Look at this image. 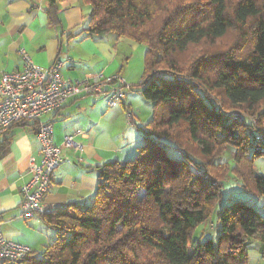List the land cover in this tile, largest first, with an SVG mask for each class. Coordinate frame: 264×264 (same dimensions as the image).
<instances>
[{
  "label": "trees",
  "instance_id": "trees-1",
  "mask_svg": "<svg viewBox=\"0 0 264 264\" xmlns=\"http://www.w3.org/2000/svg\"><path fill=\"white\" fill-rule=\"evenodd\" d=\"M82 1L87 27L66 38L112 33L144 46L131 91L152 102L153 115L137 127L133 158L94 169L88 204L39 214L55 236L21 264H248L251 239L264 258V216L223 195L232 180L238 191L264 196V176L253 168L264 156V0ZM44 11L60 28L56 0ZM227 147L232 167L221 161Z\"/></svg>",
  "mask_w": 264,
  "mask_h": 264
},
{
  "label": "crops",
  "instance_id": "crops-1",
  "mask_svg": "<svg viewBox=\"0 0 264 264\" xmlns=\"http://www.w3.org/2000/svg\"><path fill=\"white\" fill-rule=\"evenodd\" d=\"M56 3L60 28L48 22L44 11L47 0H0V77L22 68L21 51L24 50L33 64L40 67L49 66L55 58L67 60L61 74L68 79L102 72L118 75L129 84L139 80L138 64L136 69H131L129 61L130 54L141 45L112 33L91 36L81 33L66 38V34L87 27L89 7L82 0H56ZM134 92L130 91L112 108H107L103 98L79 95L42 116V121L52 123L53 140L63 158L41 199L46 210L68 204H88L97 184L94 169L103 163L123 162L135 156L136 146L142 140L137 127L147 119L133 112L135 109L140 113L136 104L143 99L139 92ZM133 116L139 124L134 122ZM26 123V126H13L8 130L12 139L6 155L0 158V225L6 239L25 244L34 251L41 242L40 236L38 241L36 232L24 231L19 219L20 189L30 179L29 159L40 160V143L30 125L33 122ZM76 129L82 130L83 135L75 136L74 143L66 146L64 137ZM30 218V225H44L39 214ZM38 227L37 230H42L45 226ZM255 248L261 259L255 260L256 264H264L261 244H255ZM248 264H253L252 259Z\"/></svg>",
  "mask_w": 264,
  "mask_h": 264
},
{
  "label": "built area",
  "instance_id": "built-area-1",
  "mask_svg": "<svg viewBox=\"0 0 264 264\" xmlns=\"http://www.w3.org/2000/svg\"><path fill=\"white\" fill-rule=\"evenodd\" d=\"M21 57L20 70L3 73L0 77V134L22 121L35 122L37 126L40 160L29 159L30 179L20 189V216L28 219L46 211L41 199L50 187L53 172L63 162L60 147L53 140L52 123L42 121V116L79 95L103 98L107 108L115 107L131 91V85L118 75L102 72L68 79L61 74L67 60L55 58L49 66L40 67L33 64L24 50ZM77 135H83V131L76 129L66 135L64 144H73ZM31 252L29 246L6 239L0 225V264H21Z\"/></svg>",
  "mask_w": 264,
  "mask_h": 264
},
{
  "label": "rangeland",
  "instance_id": "rangeland-1",
  "mask_svg": "<svg viewBox=\"0 0 264 264\" xmlns=\"http://www.w3.org/2000/svg\"><path fill=\"white\" fill-rule=\"evenodd\" d=\"M130 57V68L131 69H136L137 68V64H138V69L140 70V78L139 80H137L135 83L130 84L135 86L142 77L143 71H144V58H145V49L144 47L141 45L139 46L138 50L134 53ZM125 67V64H124ZM129 70V69H128ZM134 94L138 93V89H136L134 87L133 89ZM146 102L147 105H145L143 102ZM137 107H139V111L140 113H137V110L134 109L133 112H136V114H138V116L140 115L143 119L146 117L147 121L149 119L152 118L153 115V107H152V102L143 99H140V101L138 102V104H136ZM148 106V107H147ZM136 116H133V118ZM139 120H137L136 118H134V122L136 124H139L138 122ZM142 143V140L141 142ZM233 151L232 147H227L226 150L223 152V155L221 156V161L225 162L226 164H228L230 167L233 166V161L231 158V152ZM166 152L168 155L173 156V149L172 146H170L168 143H166ZM253 168L255 170V172L258 175L264 176V156H258L254 159L253 161ZM139 194H142L141 191H139ZM223 195L225 198H230L231 201H234L236 199H241V200H246L249 204H251L255 209H257L263 216H264V196H256V195H252L249 193H244L241 191H238V185L233 184L232 180L229 181H225L224 186H223ZM20 222L23 224V229L24 231H27V233H35L36 232V236H38V241L41 242L38 244L36 250H34V255L36 257L41 256V252L44 249V247H46L49 242L54 238L55 236V231L52 229H48L47 227H43L42 230H37L39 227L38 226H44V225H30L29 221L32 219H28L25 221V219H23L20 216ZM6 227H4L5 229ZM206 230L208 228V225L206 224V226L204 227ZM40 231V232H39ZM213 234L211 233L209 236H212ZM215 235V234H214ZM40 236V239H39ZM215 237V236H214ZM255 244H259V242L257 241H253L252 239L249 240L247 242V252H248V257L249 259H252L253 264H256L255 260H261L260 258H258V251L255 248ZM25 245V244H24Z\"/></svg>",
  "mask_w": 264,
  "mask_h": 264
},
{
  "label": "water",
  "instance_id": "water-1",
  "mask_svg": "<svg viewBox=\"0 0 264 264\" xmlns=\"http://www.w3.org/2000/svg\"><path fill=\"white\" fill-rule=\"evenodd\" d=\"M19 262H20V260H19Z\"/></svg>",
  "mask_w": 264,
  "mask_h": 264
}]
</instances>
